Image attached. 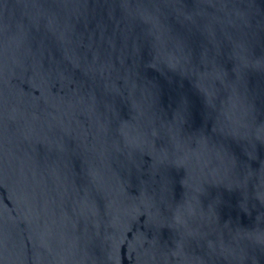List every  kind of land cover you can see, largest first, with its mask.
Masks as SVG:
<instances>
[{
  "label": "water",
  "instance_id": "water-1",
  "mask_svg": "<svg viewBox=\"0 0 264 264\" xmlns=\"http://www.w3.org/2000/svg\"><path fill=\"white\" fill-rule=\"evenodd\" d=\"M0 264H264V0H0Z\"/></svg>",
  "mask_w": 264,
  "mask_h": 264
}]
</instances>
